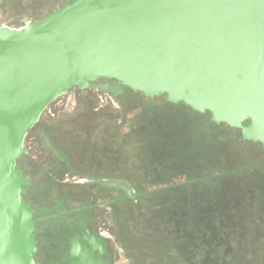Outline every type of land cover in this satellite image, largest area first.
Here are the masks:
<instances>
[{
	"label": "flooded vegetation",
	"instance_id": "1",
	"mask_svg": "<svg viewBox=\"0 0 264 264\" xmlns=\"http://www.w3.org/2000/svg\"><path fill=\"white\" fill-rule=\"evenodd\" d=\"M74 1L0 0V27ZM25 146L38 264H264V148L209 113L73 88Z\"/></svg>",
	"mask_w": 264,
	"mask_h": 264
},
{
	"label": "water",
	"instance_id": "2",
	"mask_svg": "<svg viewBox=\"0 0 264 264\" xmlns=\"http://www.w3.org/2000/svg\"><path fill=\"white\" fill-rule=\"evenodd\" d=\"M122 87L209 113L264 148V0H76L0 27V264H38L17 167L28 132L73 88Z\"/></svg>",
	"mask_w": 264,
	"mask_h": 264
}]
</instances>
